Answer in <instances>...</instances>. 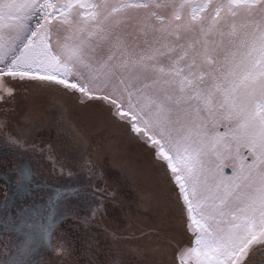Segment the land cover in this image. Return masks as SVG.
<instances>
[{
    "label": "snow or ice",
    "instance_id": "obj_1",
    "mask_svg": "<svg viewBox=\"0 0 264 264\" xmlns=\"http://www.w3.org/2000/svg\"><path fill=\"white\" fill-rule=\"evenodd\" d=\"M25 79L104 100L151 145L193 234L180 264H264V0H0V91Z\"/></svg>",
    "mask_w": 264,
    "mask_h": 264
},
{
    "label": "rangeland",
    "instance_id": "obj_2",
    "mask_svg": "<svg viewBox=\"0 0 264 264\" xmlns=\"http://www.w3.org/2000/svg\"><path fill=\"white\" fill-rule=\"evenodd\" d=\"M23 81L15 84L16 92L7 93L11 101L4 113L8 131L21 140L20 150L39 141L69 169L77 167L74 172L89 159L101 169L103 191L112 193L96 200L99 207L91 202L94 227L85 230L82 220L64 223L65 263L50 256L46 264H94L87 258L92 245L98 264L107 256L108 264H115L113 256L118 264H173L176 244L188 243L182 253L193 234L178 188L151 145L104 100L48 81ZM40 166L50 169L46 163Z\"/></svg>",
    "mask_w": 264,
    "mask_h": 264
},
{
    "label": "flooded vegetation",
    "instance_id": "obj_3",
    "mask_svg": "<svg viewBox=\"0 0 264 264\" xmlns=\"http://www.w3.org/2000/svg\"><path fill=\"white\" fill-rule=\"evenodd\" d=\"M21 84L24 85V81L16 82L17 86ZM16 91L17 89L14 92ZM0 98L4 100L0 101V256L6 254L11 257L17 253L24 239L23 246L26 252L22 259L26 264H46L50 256H58L60 261L65 263L62 251L68 244L66 240L64 243L65 236L64 231L62 232L64 223L82 220L89 225L93 220L89 212L91 202L92 206L99 207L100 203H96V200H100L102 196L111 197L112 193L103 191L101 169L95 168V164L89 159H85L80 171L74 172L69 166L58 161L53 152L50 150L45 152L48 147L41 149L39 141L38 143L34 141L30 147L20 150V138L8 131L6 125L4 113L8 110L11 101L6 90L0 91ZM9 156L14 157L11 164L8 163ZM44 162L50 169L41 168L42 163L45 168ZM25 171L28 173L26 179ZM59 191H67L75 195L56 199L54 194ZM49 204L52 206L49 207ZM54 207L62 208V216H60L61 220L53 225L56 227L49 236L50 240L41 231L34 237L32 233L26 237L25 229L31 231L33 225L39 229L45 228L53 214L56 218ZM41 208L51 214L49 219L43 218L37 222L32 220L34 219L32 217H25L26 212H32L34 213L32 216H35ZM177 245L175 246L178 247L177 253L174 249L172 255L173 264H180L179 250L183 249V246L182 243Z\"/></svg>",
    "mask_w": 264,
    "mask_h": 264
},
{
    "label": "bare ground",
    "instance_id": "obj_4",
    "mask_svg": "<svg viewBox=\"0 0 264 264\" xmlns=\"http://www.w3.org/2000/svg\"><path fill=\"white\" fill-rule=\"evenodd\" d=\"M19 138V137H18ZM27 142H29V141H27ZM28 144V143H27ZM144 148V147H143ZM146 153H147V150L145 151ZM80 167V166H79ZM95 168H99V167H97L96 165H95ZM72 169V168H71ZM73 169H74V171H76L78 168L77 167H73ZM72 169V170H73ZM98 170V169H97ZM167 180V179H166ZM169 186V185H168ZM169 188L171 189V187L169 186ZM106 193H108L107 191H106ZM111 193V192H110ZM172 193H173V191H172ZM172 197H173V195H172ZM61 205V204H60ZM61 209L62 208H60V207H54V211L56 212V223H58L60 220H61V217L60 216H62L61 215ZM102 211H100V213H101ZM39 213H45V216H44V219H49L50 217H51V215H50V213L49 212H47V211H43V209L41 208L40 209V212H38L37 214H39ZM59 213V214H58ZM53 217H54V214H53ZM60 217V218H59ZM94 220V219H93ZM55 223H52L51 224V228L50 229H52L53 228V225H54ZM96 224V223H95ZM95 224H93V222H91L89 225H87L88 227H86V229L85 230H89V228L90 227H94L95 226ZM49 227V225H48V223H47V225H46V227L45 228H48ZM45 228H43V229H45ZM111 236H114V234L111 232ZM177 245V244H176ZM92 247H93V245H92ZM91 247V250H90V252H88L87 253V258L90 260V261H92V262H94V264H98V261L95 259V251H96V247H93L92 248ZM177 249H178V247H177ZM174 254V253H173ZM113 258L116 260V262H115V264H117V259L113 256L112 257V259L111 260H113ZM253 257H249V259H252ZM261 259V258H260ZM110 261V258L107 256L106 257V259H103V261H102V264H108V262ZM101 264V263H100Z\"/></svg>",
    "mask_w": 264,
    "mask_h": 264
},
{
    "label": "water",
    "instance_id": "obj_5",
    "mask_svg": "<svg viewBox=\"0 0 264 264\" xmlns=\"http://www.w3.org/2000/svg\"><path fill=\"white\" fill-rule=\"evenodd\" d=\"M227 172H229L230 171V169H227L226 170ZM26 214L27 215H25V217L27 218V217H32V218H34V219H32V220H36L37 222H39V219L40 220H43V218H44V216H45V213H39V214H35V216H32V215H34V213H32V212H26ZM55 227H56V225L50 230V232L52 233L53 232V230L55 229ZM43 228L44 227H41V229H40V231L41 232H43ZM24 232L25 233H31V231H29L28 229H25L24 230ZM51 235V234H50ZM50 235H46L47 236V238H49V240H50V238L51 237H49ZM31 240H33V238H30ZM37 240L38 239H36V242H37ZM44 239H41V241H43ZM27 241V240H26ZM23 243H24V239H23ZM176 246H178V245H176ZM258 247H264V245H259V246H257V247H254L253 249H252V251H253V253H255L256 251H257V248ZM175 252L177 253V247H175ZM28 255H29V253H28ZM256 259H260V257H256ZM26 264V263H25Z\"/></svg>",
    "mask_w": 264,
    "mask_h": 264
}]
</instances>
